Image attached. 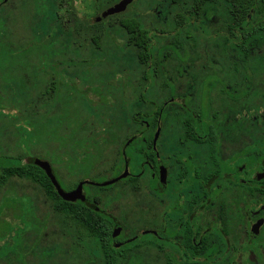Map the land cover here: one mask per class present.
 Instances as JSON below:
<instances>
[{
	"label": "rangeland",
	"instance_id": "1",
	"mask_svg": "<svg viewBox=\"0 0 264 264\" xmlns=\"http://www.w3.org/2000/svg\"><path fill=\"white\" fill-rule=\"evenodd\" d=\"M147 2H141L139 9L144 11ZM58 4L59 0L0 3V7L4 6L0 8L3 61L0 64V157L47 160L62 179V187L68 190L87 178L89 168L88 176L93 177L95 183L117 175L112 170L121 165L119 150L136 129L133 115L140 111L151 112L153 106L137 98L142 91L138 87L144 85V67L137 61V51L127 48L120 37L114 38L112 45L96 49L88 40L76 37L71 27L58 21ZM75 6L88 21L99 13L93 0H76ZM131 9L132 6L128 11ZM193 36L195 45L190 59L183 63L173 58L167 68L176 75L179 65L219 63L222 80L232 82L234 72L230 67L239 61L223 49V39L204 40L199 31L193 32ZM24 51L30 53L22 59V64H9V53L18 55ZM19 59L15 57L16 62ZM248 64L254 80L250 101L252 106L263 109L253 118L252 140L256 141L264 139V45L253 50ZM242 74L241 68L240 76ZM203 75L205 72L198 76L196 95L190 102L196 112L201 107L199 86ZM190 81L187 73L179 76L173 95L160 83L145 93L150 101L162 106L171 96H182ZM173 125L181 129L179 123L174 121ZM170 126L172 124L165 122L164 127ZM234 151L237 149L225 145L226 156ZM84 153L89 154L86 161ZM86 192L119 220L126 237L150 227V198L144 199L146 208H137L133 184L129 181L106 190L87 186ZM21 197L32 203L36 227L29 234L25 233L18 250L0 259V264L36 263L42 258L45 264H103L97 239L83 226L56 213L39 185L12 178L0 190V206L5 199ZM7 212L9 221H14L15 210ZM55 248L58 251L54 252ZM134 251L132 256L127 255L124 264H169L150 242H140Z\"/></svg>",
	"mask_w": 264,
	"mask_h": 264
},
{
	"label": "flooded vegetation",
	"instance_id": "2",
	"mask_svg": "<svg viewBox=\"0 0 264 264\" xmlns=\"http://www.w3.org/2000/svg\"><path fill=\"white\" fill-rule=\"evenodd\" d=\"M6 2L0 0L2 4ZM258 7L263 11L259 13L257 10L256 13L264 17V2L259 3ZM99 14L92 20L97 22L95 19ZM205 14L202 13L200 17L205 24L203 31H199L201 38L220 41L227 37L226 33L221 32L220 13ZM249 17L250 22L254 23V11ZM83 40L90 42L84 37ZM235 50H231V53L238 59ZM248 60L243 64L238 59L239 64L230 67L237 73L231 75L232 82L222 80V66L219 63L207 66L179 65L176 75L167 65L161 66L166 73L154 75L148 88L160 83L173 95L179 76L187 73L191 80L182 96H171L162 105L169 112L166 122L172 126L164 127L162 111L160 116H156V111L152 110L149 118L143 120L140 115L142 111L135 113L133 117L136 116V123L132 118L135 132L119 150L121 165L114 167L112 173L117 172V175L109 180L95 183V179L88 176L89 168L87 178L65 190L62 179L51 165L64 191L72 192L82 186L85 200L75 202L89 200L90 206L96 211L103 210L107 215L112 214L89 197L87 186L106 190L129 181L133 184L140 210L146 208L144 199L150 198V227L141 233L126 237L123 226L116 218L118 222L112 228L109 243L119 264H124L127 255L132 256L142 241L150 242L169 264H264V139L252 140L253 118L263 109L252 106L250 101L254 80ZM241 68L243 79L240 76ZM202 72L205 75L199 86L201 107L196 112L190 102L195 98L198 76ZM138 88L142 91L137 98L142 101V94H146L148 88ZM157 107L161 106L157 104L155 109ZM177 111L182 113V124L175 120ZM192 117L199 126L196 131L188 129L190 121L187 120ZM149 121L155 122L150 126ZM174 121L181 125V129L174 127ZM226 144L237 151L226 156ZM255 149L260 150L256 153ZM88 157L89 154L84 153L85 161ZM31 158L36 159L35 163L44 160L30 157L28 162ZM126 169L127 177L109 186L100 185L119 177ZM30 230L25 233L29 234ZM14 236V231H10L6 241L0 239V252L5 243L9 245L8 251L0 259L9 252L17 251L24 242L23 239L15 245ZM142 237L146 239L140 240ZM103 244L98 241L104 264ZM56 251L58 249L55 248ZM134 257L138 258L136 255ZM41 260L45 264L44 258L36 263L23 261L22 264H42Z\"/></svg>",
	"mask_w": 264,
	"mask_h": 264
},
{
	"label": "trees",
	"instance_id": "3",
	"mask_svg": "<svg viewBox=\"0 0 264 264\" xmlns=\"http://www.w3.org/2000/svg\"><path fill=\"white\" fill-rule=\"evenodd\" d=\"M75 1L59 0L56 12L58 21L67 28L71 27L72 32L79 38L89 39L96 49L112 45L114 38H123L127 48L137 51V61L144 67L143 90L150 87L154 75L166 73L162 71L161 66H166L173 58H177L183 63L186 62V59H190L191 50L195 45L191 34L196 31L202 32L205 25L200 19L202 13H206V16H209V13H220L223 19L221 32L226 33L227 36L223 38L222 47L228 53L236 49L237 57L241 63L246 64L247 59L251 57L252 50L264 45V21H262L264 17L257 18L258 14L256 13L257 10L259 13L263 11L258 6L264 0H134L130 5L132 6L130 11H128L129 6L125 12L111 16L99 23L94 20H84V16L79 15ZM119 1L93 0V3L97 12L100 13ZM144 1L148 2L146 9L142 11L139 9V4ZM217 2H220V6H217ZM252 11L256 15V18L253 17L254 23L250 22L249 17ZM46 15L48 16L47 13ZM27 53L30 52L24 51L18 55L9 53V64H22V59ZM15 57H20L19 62H16ZM1 59L0 57V64L3 63ZM11 74L9 72L10 76ZM142 101L153 106L152 112L156 111V116H160L162 111V123L165 124L166 120H169V112L164 106L155 109L157 103L150 101L144 93ZM152 112H141V119L149 118L148 115ZM174 117L177 122L181 124L184 122L180 111H177ZM136 121L135 116L133 122L136 123ZM187 121H190L189 130L195 129L196 131L199 128L193 117ZM154 122L149 121L150 126ZM29 132H26L27 135ZM256 149L255 151L258 153L260 149ZM35 160L31 158L28 162L22 156H1L0 190L12 178L29 180L39 185L48 200L52 202L56 213L85 227L93 238L104 243V264H119L109 243L112 228L118 220L112 215H107L103 210L96 211L94 207L90 206L89 200L86 202L63 200L46 173L37 166ZM10 210H15L16 213L15 220L12 222H9L7 214V211ZM34 216L32 203L27 198L5 199L0 206V239L6 241L10 231H14L15 245L23 241L24 233L36 225ZM8 249L9 245L5 243L1 249L0 257L6 254Z\"/></svg>",
	"mask_w": 264,
	"mask_h": 264
},
{
	"label": "water",
	"instance_id": "4",
	"mask_svg": "<svg viewBox=\"0 0 264 264\" xmlns=\"http://www.w3.org/2000/svg\"><path fill=\"white\" fill-rule=\"evenodd\" d=\"M134 0H120L119 2L115 3L114 5L106 8L103 10L97 17L96 21L100 22L105 20L108 17L121 14L125 12L128 7L133 3ZM36 164L38 167H40L48 176L50 181L52 182L53 186L55 187L58 195L65 201L69 202H75L77 200H85V195L82 191V186H79L75 191L72 192H66L64 189L61 187L60 183L58 182L53 168L51 164L48 161L45 160H37ZM128 176V169L125 170V172L120 175L119 177L112 179L110 181H107L105 183L100 184L101 186H109L112 185L113 183L125 178ZM116 231V230H115Z\"/></svg>",
	"mask_w": 264,
	"mask_h": 264
}]
</instances>
